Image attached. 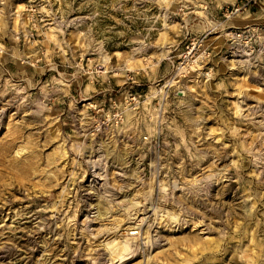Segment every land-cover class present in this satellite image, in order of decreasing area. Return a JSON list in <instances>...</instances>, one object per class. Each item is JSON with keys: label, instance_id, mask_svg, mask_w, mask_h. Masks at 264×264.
Masks as SVG:
<instances>
[{"label": "rangeland", "instance_id": "rangeland-1", "mask_svg": "<svg viewBox=\"0 0 264 264\" xmlns=\"http://www.w3.org/2000/svg\"><path fill=\"white\" fill-rule=\"evenodd\" d=\"M237 3L0 0V264H264V0Z\"/></svg>", "mask_w": 264, "mask_h": 264}, {"label": "built area", "instance_id": "built-area-1", "mask_svg": "<svg viewBox=\"0 0 264 264\" xmlns=\"http://www.w3.org/2000/svg\"><path fill=\"white\" fill-rule=\"evenodd\" d=\"M259 2L260 0H238V3L233 5L232 7L227 6L223 8L222 15L225 20L230 19L232 16L236 14H240V13L254 9L255 8L254 6L258 5ZM244 34H245V31L235 30V32H233L232 34V37L234 39L235 38L241 39ZM207 56L208 57L210 56V52L207 53ZM130 96L133 102L138 101V98L140 97V95H137V94H131Z\"/></svg>", "mask_w": 264, "mask_h": 264}, {"label": "bare ground", "instance_id": "bare-ground-1", "mask_svg": "<svg viewBox=\"0 0 264 264\" xmlns=\"http://www.w3.org/2000/svg\"><path fill=\"white\" fill-rule=\"evenodd\" d=\"M136 233H138V231L134 230V231L131 232V234H136Z\"/></svg>", "mask_w": 264, "mask_h": 264}]
</instances>
